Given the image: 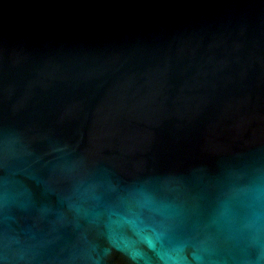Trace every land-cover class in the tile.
<instances>
[{"label":"water","instance_id":"obj_1","mask_svg":"<svg viewBox=\"0 0 264 264\" xmlns=\"http://www.w3.org/2000/svg\"><path fill=\"white\" fill-rule=\"evenodd\" d=\"M0 264H264V0H0Z\"/></svg>","mask_w":264,"mask_h":264}]
</instances>
